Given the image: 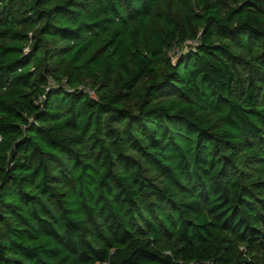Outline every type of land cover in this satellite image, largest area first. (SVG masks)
Listing matches in <instances>:
<instances>
[{
	"label": "trees",
	"instance_id": "obj_1",
	"mask_svg": "<svg viewBox=\"0 0 264 264\" xmlns=\"http://www.w3.org/2000/svg\"><path fill=\"white\" fill-rule=\"evenodd\" d=\"M0 264H264V0H0Z\"/></svg>",
	"mask_w": 264,
	"mask_h": 264
},
{
	"label": "rangeland",
	"instance_id": "obj_2",
	"mask_svg": "<svg viewBox=\"0 0 264 264\" xmlns=\"http://www.w3.org/2000/svg\"><path fill=\"white\" fill-rule=\"evenodd\" d=\"M179 51V50H178Z\"/></svg>",
	"mask_w": 264,
	"mask_h": 264
}]
</instances>
